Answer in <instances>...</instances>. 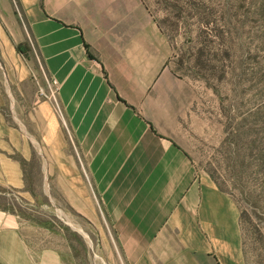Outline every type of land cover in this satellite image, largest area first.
<instances>
[{
    "label": "crops",
    "instance_id": "obj_1",
    "mask_svg": "<svg viewBox=\"0 0 264 264\" xmlns=\"http://www.w3.org/2000/svg\"><path fill=\"white\" fill-rule=\"evenodd\" d=\"M0 9L56 82V102L38 112L51 143L66 146V183L93 194L122 264H230L187 149L198 124L190 84L144 2L0 0ZM0 264L70 263L0 209Z\"/></svg>",
    "mask_w": 264,
    "mask_h": 264
},
{
    "label": "rangeland",
    "instance_id": "obj_2",
    "mask_svg": "<svg viewBox=\"0 0 264 264\" xmlns=\"http://www.w3.org/2000/svg\"><path fill=\"white\" fill-rule=\"evenodd\" d=\"M142 1L190 84L198 124L187 149L214 204V243L230 246V264H264V0ZM55 86L0 9V209L70 264H122L93 194L66 183V146L38 112Z\"/></svg>",
    "mask_w": 264,
    "mask_h": 264
},
{
    "label": "built area",
    "instance_id": "obj_3",
    "mask_svg": "<svg viewBox=\"0 0 264 264\" xmlns=\"http://www.w3.org/2000/svg\"><path fill=\"white\" fill-rule=\"evenodd\" d=\"M52 83H53V84H56V82L53 81V80H52ZM44 95H45V97H47L48 99H52L51 94L47 95V94L44 93ZM52 100H53V99H52ZM54 106L57 108V104H56V103H54Z\"/></svg>",
    "mask_w": 264,
    "mask_h": 264
},
{
    "label": "trees",
    "instance_id": "obj_4",
    "mask_svg": "<svg viewBox=\"0 0 264 264\" xmlns=\"http://www.w3.org/2000/svg\"><path fill=\"white\" fill-rule=\"evenodd\" d=\"M18 49H19V51L24 52V50L22 48H20V46H18Z\"/></svg>",
    "mask_w": 264,
    "mask_h": 264
}]
</instances>
